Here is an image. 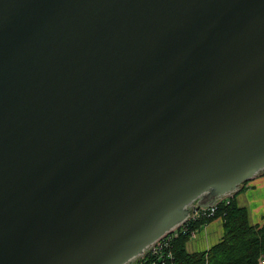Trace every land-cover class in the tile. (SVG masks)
Instances as JSON below:
<instances>
[{"label": "water", "instance_id": "obj_1", "mask_svg": "<svg viewBox=\"0 0 264 264\" xmlns=\"http://www.w3.org/2000/svg\"><path fill=\"white\" fill-rule=\"evenodd\" d=\"M263 172L264 0H0V264H129Z\"/></svg>", "mask_w": 264, "mask_h": 264}, {"label": "trees", "instance_id": "obj_2", "mask_svg": "<svg viewBox=\"0 0 264 264\" xmlns=\"http://www.w3.org/2000/svg\"><path fill=\"white\" fill-rule=\"evenodd\" d=\"M218 217L224 222L222 239L208 250L187 252L186 243L193 233ZM173 249L172 264H259L264 254V224H251L247 208L238 205L234 195L219 203L213 217L187 222Z\"/></svg>", "mask_w": 264, "mask_h": 264}, {"label": "crops", "instance_id": "obj_3", "mask_svg": "<svg viewBox=\"0 0 264 264\" xmlns=\"http://www.w3.org/2000/svg\"><path fill=\"white\" fill-rule=\"evenodd\" d=\"M204 200H207V198ZM235 200L237 201L238 205L247 208L251 224L257 226L263 225L264 172L257 177L245 182L242 188L236 192ZM200 204L201 203L196 202L194 205ZM223 225L224 222L221 217H218L204 225L187 242V250L189 252H194L210 249L214 244L222 239L224 234Z\"/></svg>", "mask_w": 264, "mask_h": 264}, {"label": "built area", "instance_id": "obj_4", "mask_svg": "<svg viewBox=\"0 0 264 264\" xmlns=\"http://www.w3.org/2000/svg\"><path fill=\"white\" fill-rule=\"evenodd\" d=\"M229 197L221 198L216 203L208 206L195 205L194 211L188 221L197 220L199 218L213 217V215L216 213L219 203L228 199ZM181 227L182 225L165 234L157 242L148 247V249H146L143 254L136 257L129 264H172L175 255L173 246L170 243V239L171 237L177 238L179 236ZM260 264H264V255L260 259Z\"/></svg>", "mask_w": 264, "mask_h": 264}, {"label": "rangeland", "instance_id": "obj_5", "mask_svg": "<svg viewBox=\"0 0 264 264\" xmlns=\"http://www.w3.org/2000/svg\"><path fill=\"white\" fill-rule=\"evenodd\" d=\"M236 194V193H235ZM235 194H233V195H228V196H225V197H223V198H226V197H229V196H233L234 197V195ZM216 219V218H215ZM190 221H192V220H190ZM190 221H186L184 224H182V227H181V231H180V233L181 232H184L185 231V225H186V223L187 222H190ZM211 222V221H210ZM209 223V222H208ZM257 226V225H256ZM200 230V229H199ZM198 230H196L194 233H193V235L197 232ZM180 235V234H179ZM192 235V236H193ZM192 238V237H191ZM190 238V239H191ZM189 241V240H188ZM148 249V248H147ZM186 250H187V243H186ZM173 251H174V249H173ZM187 252H189L188 250H187ZM195 252H198V251H194V252H189V253H195ZM262 255H264V254H262ZM262 255L260 256V258H259V264H260V259H261V257H262Z\"/></svg>", "mask_w": 264, "mask_h": 264}, {"label": "bare ground", "instance_id": "obj_6", "mask_svg": "<svg viewBox=\"0 0 264 264\" xmlns=\"http://www.w3.org/2000/svg\"><path fill=\"white\" fill-rule=\"evenodd\" d=\"M168 236H171V235H168ZM176 238H174V237H171V239H170V243H171V245L173 246V243H174V240H175Z\"/></svg>", "mask_w": 264, "mask_h": 264}]
</instances>
